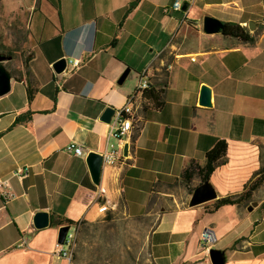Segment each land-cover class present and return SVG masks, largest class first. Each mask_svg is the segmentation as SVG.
I'll use <instances>...</instances> for the list:
<instances>
[{"label":"crops","instance_id":"1","mask_svg":"<svg viewBox=\"0 0 264 264\" xmlns=\"http://www.w3.org/2000/svg\"><path fill=\"white\" fill-rule=\"evenodd\" d=\"M0 1L25 36L21 60L3 63L11 81L0 97V179L15 197L0 195V264H67L54 255L58 229L117 214L151 222L148 264H211L200 246L206 228L222 264H264V184L248 202L208 211L240 194L264 161V0ZM176 1L184 11L171 9ZM206 16L247 28L252 41L205 34ZM59 59L81 64L56 75ZM142 72L159 101L137 109L118 142L108 134L113 115L101 116L125 105ZM221 140L224 162L202 187L211 197L191 204L199 181L189 192L183 170L203 165ZM69 144L83 155L68 154ZM110 150L120 163L102 164L94 184L86 156ZM17 168L23 180L11 176ZM37 212L47 227H33Z\"/></svg>","mask_w":264,"mask_h":264},{"label":"rangeland","instance_id":"2","mask_svg":"<svg viewBox=\"0 0 264 264\" xmlns=\"http://www.w3.org/2000/svg\"><path fill=\"white\" fill-rule=\"evenodd\" d=\"M16 6V0H4ZM27 2V0H26ZM6 3V2H5ZM25 36L18 21L4 12L0 1V54L12 56L9 68L21 60ZM4 43L9 44L6 47ZM151 222L147 219H128L121 214L108 215L92 224H81L72 264H148L147 236Z\"/></svg>","mask_w":264,"mask_h":264},{"label":"built area","instance_id":"3","mask_svg":"<svg viewBox=\"0 0 264 264\" xmlns=\"http://www.w3.org/2000/svg\"><path fill=\"white\" fill-rule=\"evenodd\" d=\"M171 9L174 11H180L181 5L179 2H174L172 4ZM81 64L80 60H73L66 62L65 69L63 71L64 75H69L73 73ZM138 84H149L146 72H142L140 74V78ZM137 84V85H138ZM128 106V113L122 119H115V111L113 112V119L109 126L108 134L111 138L120 142L123 137H128L131 135L133 130V122L136 117V110L141 109L144 106L154 107L155 104L145 96H137V86L133 94H131L125 105ZM68 154H72L74 156L80 157L83 155L82 148L75 144H69L64 149ZM102 164L115 167L120 163V152L117 150H110L108 152L103 153L102 155ZM12 177L23 180L27 176V170L22 168L15 169L12 174ZM0 195L4 199L5 202L14 199V194L11 192L9 186L6 184V181L0 179ZM69 226L68 231L66 233L65 239L62 244H57L54 249V255L65 259L67 264H72V254L76 247L77 235L79 231V225H67ZM216 237L213 231L209 228L204 229L200 234V246L205 251L211 249L216 243Z\"/></svg>","mask_w":264,"mask_h":264},{"label":"water","instance_id":"4","mask_svg":"<svg viewBox=\"0 0 264 264\" xmlns=\"http://www.w3.org/2000/svg\"><path fill=\"white\" fill-rule=\"evenodd\" d=\"M181 10H185V6L183 5L181 7ZM253 24L250 23L248 25V29H252ZM223 29V23L220 22L217 19H214L212 17L206 16L203 18V25L202 30L205 34H215L219 33ZM10 60L9 56H4L0 54V97L6 95L10 91V81L11 77L10 74L6 71V69L3 66V63L5 61ZM66 65L65 59H59L58 61L54 62L51 66L54 74L59 75L62 74ZM129 73V70L126 69L121 76L119 77L117 83L121 84L124 79L126 78L127 74ZM200 104L201 105H208V91L206 89H202L201 92V98H200ZM113 110L110 108H106L101 116V120L109 123L110 119L113 115ZM126 150L124 149V154ZM86 163L88 165L89 173L91 176V180L94 184H98V179L100 175V170L102 166V156L95 153H88L86 156ZM208 181L204 182L203 184L199 185L192 194L191 204H197L202 201H205L209 199L211 196L208 194L206 190H204L202 187L203 185H206ZM48 226V214L45 212H37L34 214L33 217V227L35 229H42ZM69 226L65 225L58 229L57 233V244H62L66 233L68 231ZM209 258L211 264H222L223 258L222 253L215 249L209 250Z\"/></svg>","mask_w":264,"mask_h":264},{"label":"trees","instance_id":"5","mask_svg":"<svg viewBox=\"0 0 264 264\" xmlns=\"http://www.w3.org/2000/svg\"><path fill=\"white\" fill-rule=\"evenodd\" d=\"M131 6H133V4ZM220 33L224 37L236 38L244 42L252 41V38L248 34L247 28L244 29L238 24L223 23V29L220 31ZM27 94L28 96L30 95L29 90H27ZM142 96L149 98L154 104L159 101V94L150 87L149 89L143 91ZM226 149L227 144L224 140L217 141L213 148L205 153L203 165H199L193 161L189 162V164L183 170V173L181 175V181L187 187L189 192L192 191V188H190L189 185L194 178L199 181V185L203 184L206 181H209V178L213 171L218 166L223 164ZM263 184L264 161L262 163V166L252 175L251 179L244 185L243 191L240 194L225 196L213 201L208 211L212 213L226 205H235L243 202H248L251 199L252 193ZM67 224L70 225L71 223Z\"/></svg>","mask_w":264,"mask_h":264},{"label":"bare ground","instance_id":"6","mask_svg":"<svg viewBox=\"0 0 264 264\" xmlns=\"http://www.w3.org/2000/svg\"><path fill=\"white\" fill-rule=\"evenodd\" d=\"M149 89L148 84L137 85V96H142L144 90ZM128 113V106H123L121 109L115 111V119H122Z\"/></svg>","mask_w":264,"mask_h":264}]
</instances>
